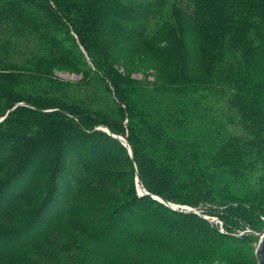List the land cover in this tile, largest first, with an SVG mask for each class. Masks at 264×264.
<instances>
[{"label":"trees","instance_id":"16d2710c","mask_svg":"<svg viewBox=\"0 0 264 264\" xmlns=\"http://www.w3.org/2000/svg\"><path fill=\"white\" fill-rule=\"evenodd\" d=\"M4 24L15 31L10 36L22 41L32 35L35 53L31 59L22 57L19 61L7 59L9 49L4 53L1 47L0 52V118L12 108L0 122V172L11 167L0 181V256L22 252L48 233L64 214H55L58 205H51L63 197L65 203L79 200L81 191L69 193L80 183L90 186L91 194L102 193L104 213L113 208L114 217L126 208L118 172L109 169L111 151L114 158L124 157L135 184L138 175L147 191L138 193L139 197L149 198L170 219L209 226L212 222L203 217L200 207L186 211L169 205L175 203L169 192L172 185H178V165L184 159L188 163L205 160L206 152L186 155L178 145L192 149L202 144V139L183 127L184 119L192 114L190 107L197 106L208 91L212 95L224 93L242 105L239 122L245 134L242 138L229 136L224 144L206 143L215 147L207 160L225 167L214 174L241 179L248 175L253 158H262V147L258 146L257 155L252 157L243 139L258 138L264 145V105L252 92L255 83L251 76L255 66L264 67V0H174L168 7L164 0H0V33ZM146 52L163 57L164 71L155 72L152 80L131 77V60ZM88 60L113 88L118 109L136 122L137 133L126 134L119 121L110 120L88 125L82 122L81 127L70 118L90 113L74 112L60 102H32L21 94L28 76L24 70L33 71L29 76L38 79L48 77L49 69L56 68L88 74L87 69H92ZM16 107L18 112L47 117L61 114L63 118L55 125L14 130L4 124ZM118 137L125 138L128 145ZM71 160L78 163L72 166ZM191 169L189 166L187 172ZM61 171L75 180L68 183L59 175ZM154 176L159 180L157 188L148 184V177ZM112 187L113 193L108 191ZM231 194V202H250L244 194ZM33 198L35 202L26 206L21 203ZM224 226L231 231L238 229L228 223ZM134 229L142 234L177 232L175 224L163 223L157 227L139 223ZM248 229L245 236L259 230ZM231 231L226 234L239 237Z\"/></svg>","mask_w":264,"mask_h":264},{"label":"rangeland","instance_id":"374dc122","mask_svg":"<svg viewBox=\"0 0 264 264\" xmlns=\"http://www.w3.org/2000/svg\"><path fill=\"white\" fill-rule=\"evenodd\" d=\"M172 1L174 0H164V6L168 7ZM3 26L6 29L3 28L0 33V52L1 47L4 53L9 49L7 53L9 60H19L22 57L31 59L35 53L32 49L34 41L32 35L22 41L21 37L10 36L9 33L15 34V31H9L6 24ZM7 39L11 44L7 43ZM25 48L26 52L23 53ZM88 64L91 66V61L88 60ZM91 67L92 69H87L88 74L65 68L49 69L48 72L51 74L44 79L32 78L29 75H33L34 72L24 70L28 76L21 94L30 98L32 102L47 105L60 102L73 111L90 113V116L78 113L70 118L81 127L82 122L88 125L110 120L116 123L119 121L126 134L137 133L136 122H131L126 113L118 109L113 88L107 84L105 78L94 71L93 66ZM163 67L162 56L146 52L136 55L131 60L132 70L128 69V72L133 78L152 80L155 78V72L159 74L164 71ZM251 76L255 83L252 92L259 96L264 105V67L261 64L255 66ZM240 106H242L240 103L234 102L224 93L212 95V91H208L204 93L197 106L190 107L191 116L184 119L183 128L190 129L197 139H202V144L192 149L179 144V151L186 155L193 151L200 155L206 152L205 160L200 158L196 163H188L184 159L178 165L180 167L176 174L179 177L176 183L178 185H172V192H169L175 203L171 202L170 205L175 210L200 207L204 216L212 222L209 226L190 225V221L187 220L170 219L165 212L158 211L156 204L148 201L149 198L139 197L140 188L135 184L126 160L122 156L114 158L111 151L109 169L113 171L114 168L118 172L124 198L123 205L126 204V208L115 213L114 217L113 208H110L107 214L104 213L100 205L102 193L91 194L94 191L89 189L90 186L80 183L69 193L73 195L81 191L79 200L65 203L63 197L51 205H58L55 214L58 216L64 214L50 231L22 252L8 257L0 256V264H248L257 259L255 255L257 234L255 232L250 236L244 234L250 232L248 227L259 230L264 227V165H262L264 145L258 138L256 141L243 139L245 149L252 157L257 155L258 146L262 147V158L256 160L253 158L247 169L248 175L241 179L234 180L225 175L221 177L215 175V170L225 167L215 166L207 160L208 154L215 151V147H209L207 142L224 144L229 136L244 137L243 126L239 122ZM17 108H14L10 119L4 124L14 130L55 125L63 118L61 114L47 117L41 113L35 115L18 112ZM69 163L73 166L78 162L71 160ZM135 164L138 166L137 162ZM189 166L192 169L187 172ZM10 169L11 167L7 166L0 172V181L6 177ZM141 172L143 174L142 169ZM59 175L68 183L75 180V176L66 171H61ZM148 180L149 185L157 188L156 185L159 184L157 177H148ZM108 191L113 193L115 188L112 187ZM232 191L235 195L244 194L250 202L247 204L231 202ZM65 194L67 192L63 189V195L66 196ZM29 202H35L34 198L21 201L25 206ZM63 203L66 204L65 210L62 209ZM139 223L151 226L156 224V227L161 223L170 226L175 224L177 232L155 234L151 231L142 234L134 229ZM224 223L238 229L232 231L225 229ZM153 230L157 229L154 227ZM229 230L239 237L226 234L230 232ZM34 247L38 248L33 249Z\"/></svg>","mask_w":264,"mask_h":264},{"label":"water","instance_id":"95a60500","mask_svg":"<svg viewBox=\"0 0 264 264\" xmlns=\"http://www.w3.org/2000/svg\"><path fill=\"white\" fill-rule=\"evenodd\" d=\"M18 104V103H17ZM23 104V103H21ZM16 106V105H15ZM12 109V108H11ZM8 110L7 113L2 117L0 118V122L2 120H4L6 118V116L8 115V113L11 111ZM114 137H116L115 135H113ZM119 140H121V142L124 144V145H128L127 144V141L125 138H122V137H118ZM128 151L132 157V149L130 148V146H128ZM136 181H137V185L139 186V194H142V193H147V191H145L142 186H141V183L139 181V177L138 175H136ZM153 198H156L158 200H160L161 202H164L163 199H161L160 197L158 196H155V195H152ZM165 203V202H164ZM169 204V203H168ZM170 205V204H169ZM171 208L174 209V207L172 205H170ZM186 211H192L193 209L192 208H188V209H185ZM204 218H207L206 216H203ZM208 219V218H207ZM258 236V242H257V245H256V250H255V255L257 257V259L253 260L252 262L248 263V264H264V227L258 231L255 232Z\"/></svg>","mask_w":264,"mask_h":264}]
</instances>
